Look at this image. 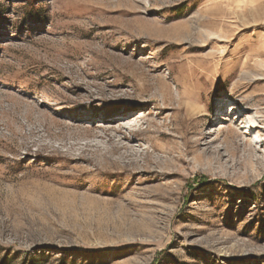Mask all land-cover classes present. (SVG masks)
Wrapping results in <instances>:
<instances>
[{"label":"rangeland","instance_id":"rangeland-1","mask_svg":"<svg viewBox=\"0 0 264 264\" xmlns=\"http://www.w3.org/2000/svg\"><path fill=\"white\" fill-rule=\"evenodd\" d=\"M33 257L264 264V0H0V264Z\"/></svg>","mask_w":264,"mask_h":264},{"label":"bare ground","instance_id":"bare-ground-1","mask_svg":"<svg viewBox=\"0 0 264 264\" xmlns=\"http://www.w3.org/2000/svg\"><path fill=\"white\" fill-rule=\"evenodd\" d=\"M238 113V111H236L235 113H234V115H236ZM244 145L245 146H251V145H253V143L251 142V139L250 138H245V142H244Z\"/></svg>","mask_w":264,"mask_h":264},{"label":"trees","instance_id":"trees-1","mask_svg":"<svg viewBox=\"0 0 264 264\" xmlns=\"http://www.w3.org/2000/svg\"><path fill=\"white\" fill-rule=\"evenodd\" d=\"M32 264H42V260L39 257H33Z\"/></svg>","mask_w":264,"mask_h":264}]
</instances>
